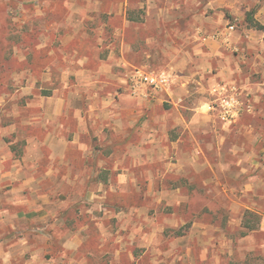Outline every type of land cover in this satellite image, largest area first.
Instances as JSON below:
<instances>
[{"label": "rangeland", "instance_id": "374dc122", "mask_svg": "<svg viewBox=\"0 0 264 264\" xmlns=\"http://www.w3.org/2000/svg\"><path fill=\"white\" fill-rule=\"evenodd\" d=\"M204 1L0 0V158L20 174L0 177V264H264V0H224L192 28ZM199 27L230 35L223 56L187 48L179 32ZM135 69L166 70L173 82L133 89ZM251 82L254 93L243 87ZM106 92L118 108L99 118ZM53 93L71 130L79 107L88 131L89 149L72 146L67 166L31 141L43 136L41 102ZM137 99L153 119L142 140L157 147L142 156L129 116ZM49 166L58 176L27 182ZM36 188L48 197L33 198Z\"/></svg>", "mask_w": 264, "mask_h": 264}, {"label": "crops", "instance_id": "0c3cea01", "mask_svg": "<svg viewBox=\"0 0 264 264\" xmlns=\"http://www.w3.org/2000/svg\"><path fill=\"white\" fill-rule=\"evenodd\" d=\"M188 1V0H187ZM192 2H195V0H189ZM204 7H205V11L200 10L196 13L191 14L190 16V21H192L191 23V27L193 28V26L195 27L197 23L199 24H205L206 21H209L211 19V12H209V14H206L207 8H214V11H221V6L224 5V0H207L204 1ZM244 7V6H243ZM264 14V5L262 4L259 13L257 14V18L258 20H261L262 22H264V18H263V14ZM202 27V26H201ZM195 29V28H194ZM84 34V33H83ZM252 37L253 38H260V31L256 30V31H252ZM179 36L184 38L186 37L187 41L185 44H187V48L190 47V49L193 50V52H201L203 54H208L205 58L209 59L210 57H212L211 55L216 54L217 56H223L222 53V49L223 51H225V47L230 40V35L225 36L224 37H217L214 38L211 35H205V31L200 27L199 30H195V31H184V32H179ZM234 38V37H233ZM232 38V39H233ZM239 38V37H238ZM236 45L235 46H241L240 43V38H239V43L237 40H235ZM206 47L209 49L208 52H203V47ZM261 46L264 47L263 44H261ZM255 48V46H253ZM125 48V49H124ZM130 48V45L128 44H123V50H124V54L126 52V49ZM121 57V56H119ZM124 57V56H123ZM214 58H217L215 55L213 56ZM82 62V63H81ZM80 64L81 66V72L79 73L80 75L85 74L86 72L89 73V69L88 67H86V65H84V62L81 61ZM113 63L115 64V60L113 61ZM127 60L119 58V61L117 62V64H126ZM116 64V65H117ZM208 65H205L203 68H207ZM99 71L103 72L102 67H98ZM97 70V71H98ZM224 68L222 67V69L218 70L215 75H220V76H224V72H223ZM108 76L110 77H114L115 75H113V72H107ZM110 74V75H109ZM84 76V75H83ZM203 77V76H202ZM66 76L63 75V79H65ZM85 78V76H84ZM83 78V80H84ZM96 81V80H95ZM65 81H63L64 83ZM66 83V82H65ZM202 87V86H201ZM244 88H248L250 90V92H255L260 88V84L255 83V82H251V83H247L246 85H243ZM101 92V91H100ZM107 95V96H106ZM258 93H256V97L259 98ZM105 96V97H104ZM101 95V97H103L102 103L105 105H101L99 106V110L98 107L96 109L97 113H98V117L101 118V111L106 112V110L108 111L106 114H109L111 112L115 113V111L118 108V100L120 99L119 97H116V93L112 94L110 92H106L105 94ZM136 103V105L138 106L137 110H132V111H128L129 113H131L129 116L133 117L134 122L136 121V123L138 125H136L139 128V134H141V138L138 142V144H136L137 149L140 148L143 152H141V156L143 155L142 153H144L145 155H147L146 151L150 150V149H157V147H155V145H153L152 143H150V146H148L147 144H145V142H149V141H145L142 140L145 135L149 136L152 135V133H150L149 131V125H151L152 122V117L149 115V107H148V102L147 100H139L137 99V101H134ZM107 104H110L113 106V108H111L110 106H108V108H105V106ZM67 104H66V100L64 97L56 95L55 93L49 95V96H44V98L42 99L41 102V107H42V117L44 118L43 120V126H44V131H43V136L41 137H34L32 136L31 141H35V143L32 145L34 147H36L37 150H41L40 154H42V151L46 150L49 151V159L51 160L50 163L51 165L54 164L55 160H59L60 163L59 164H65V166L70 165L67 161V157L69 155V151L71 148L74 147V145L76 146V149L78 150H82L83 151V155L86 152V150L89 149V147L87 146V144L80 140L82 135H85L88 131H87V127L85 126V122L83 120V117L80 115V111L81 109H75V117L77 118V129L75 131L71 130L70 126L68 125V119H69V109L67 108ZM116 109V110H115ZM202 114H206V113H202ZM205 116V115H203ZM45 119H47V121H45ZM57 119V120H56ZM165 121L164 120V125H165ZM45 122V123H44ZM46 122H49V124H47ZM93 121H90V125L93 128ZM160 122V121H159ZM97 130L100 131V127L97 126ZM156 129V127H153ZM10 130L14 131V127L12 126L10 128ZM153 130V129H151ZM12 132V131H11ZM73 135L72 139L69 138V135ZM3 134L1 133V136ZM4 140L1 137L0 138V145L4 144ZM76 143V144H74ZM172 143L173 146V141L170 142V144ZM73 146V147H72ZM155 147V149H154ZM166 146H163V148H165ZM75 148V147H74ZM161 146V149H163ZM44 154V153H43ZM12 158V157H4V158H0V166H2L3 164H7L8 165V170L5 172H1L0 171V177L4 176V177H8L12 180L16 179L18 177L19 174V170L15 169V165H16V161L15 160H11L8 161L7 159ZM44 158V157H43ZM39 159L37 158L36 160H32V163H37L39 165V163L43 162V160L45 159ZM101 162L97 163V165H100ZM38 170H41V168H38ZM70 170H67V172L63 173V178H65V180L70 181L69 179V172ZM5 173V174H3ZM58 173H56L55 171L52 170V168H50V166L45 170H41V172L35 176L28 175L27 182H32V181H36V180H50L52 178V176H58L56 175ZM72 179V175L70 176ZM25 181V180H24ZM13 191V190H12ZM47 191L45 190L43 192V194L41 195L40 193V188H36L33 190V198L39 197V198H45L48 197V194H45ZM37 193H40V195H37ZM35 201V200H34ZM33 201V202H34ZM30 207H34L36 206V201L34 202V204L29 203ZM20 214V213H19ZM36 214V213H35ZM36 217V216H34ZM264 224V223H263ZM196 223L193 224V228H195ZM258 230H264V225H262L261 227L258 226ZM198 242V241H197ZM203 242V247H205L203 249V254H202V250H201V258H206L207 254L206 251H204L206 249V245H205V240H202V238H200L199 243Z\"/></svg>", "mask_w": 264, "mask_h": 264}, {"label": "built area", "instance_id": "2783aa9c", "mask_svg": "<svg viewBox=\"0 0 264 264\" xmlns=\"http://www.w3.org/2000/svg\"><path fill=\"white\" fill-rule=\"evenodd\" d=\"M232 30L233 25H229L226 29V32H230ZM224 36H226V34H224ZM213 37L217 38L218 35H215ZM132 80L135 82L131 86L133 89L136 88L139 84H145L154 89H162L169 87L173 82L172 76L166 70L159 72H150L142 69H135L132 72Z\"/></svg>", "mask_w": 264, "mask_h": 264}, {"label": "trees", "instance_id": "16d2710c", "mask_svg": "<svg viewBox=\"0 0 264 264\" xmlns=\"http://www.w3.org/2000/svg\"><path fill=\"white\" fill-rule=\"evenodd\" d=\"M245 227L247 228V230L249 231V230H253V229H255V226H251V225H249V223L248 222H245ZM246 233V232H245Z\"/></svg>", "mask_w": 264, "mask_h": 264}]
</instances>
